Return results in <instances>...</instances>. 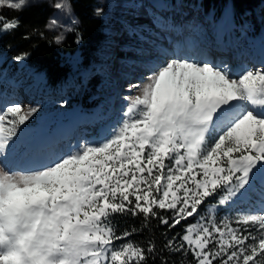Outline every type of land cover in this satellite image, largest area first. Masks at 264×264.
Masks as SVG:
<instances>
[{
    "label": "snow or ice",
    "instance_id": "6c2138e0",
    "mask_svg": "<svg viewBox=\"0 0 264 264\" xmlns=\"http://www.w3.org/2000/svg\"><path fill=\"white\" fill-rule=\"evenodd\" d=\"M162 55L128 85L135 92L122 97L119 118L75 144L28 127L38 107L0 111V264L154 261L156 244L127 240L137 229L118 235L114 214H142L140 230L158 221L174 233L163 234L164 249L194 264H264V61L233 69L195 53ZM257 184L258 206L233 214Z\"/></svg>",
    "mask_w": 264,
    "mask_h": 264
},
{
    "label": "trees",
    "instance_id": "16d2710c",
    "mask_svg": "<svg viewBox=\"0 0 264 264\" xmlns=\"http://www.w3.org/2000/svg\"><path fill=\"white\" fill-rule=\"evenodd\" d=\"M154 1L167 5L173 0ZM180 1L198 4L206 12H220L229 6L233 16L239 18L241 24L247 21L255 27L259 18L257 12H264V0ZM67 3L74 22L62 39L58 38L57 30L49 24L55 11L49 0H35L19 10L10 7L0 9V26L3 22L18 21V27L14 30H0V65L6 66L11 61L14 67L27 70L33 79L30 85L8 86L3 96H21V91L25 93L31 86H34L37 92L78 89L81 91L80 95L71 98L73 117L69 119L52 113L49 125L52 130L57 131L62 123L74 121L80 130H85L87 135L91 136L99 133L102 127L112 121L109 115L112 110L107 108L105 101L108 97L105 89L114 82L110 79L111 74L95 66L102 63V54L109 48V23L104 5L99 0H68ZM97 9L102 10L99 16L95 14ZM259 32L253 30L252 34L257 35ZM77 37L81 41L79 44L76 43ZM21 54H26L27 58L24 61H16L15 57ZM67 97L69 98L68 93L62 100ZM101 116L104 119H100ZM80 134L84 135L83 132ZM111 218L117 233L137 229L128 239L141 246H147L149 241L156 244L155 260L150 259L148 264H160L161 260H166L168 264H194L190 253L185 255L164 249L163 234L171 236L174 233L168 232L166 226L159 225L158 221L151 220L147 229L140 230L142 214H114ZM188 222L192 223L194 219L190 218ZM176 231L182 232L180 227Z\"/></svg>",
    "mask_w": 264,
    "mask_h": 264
},
{
    "label": "rangeland",
    "instance_id": "374dc122",
    "mask_svg": "<svg viewBox=\"0 0 264 264\" xmlns=\"http://www.w3.org/2000/svg\"><path fill=\"white\" fill-rule=\"evenodd\" d=\"M32 1L34 0H27L26 4ZM49 1L55 7L50 25L55 26L58 38L62 39L64 33L71 29L72 15L67 8L66 0ZM101 1L104 3L109 29L112 32V48L108 53L106 68L114 78V83L107 88V90L115 92L116 96L114 121L119 118L121 108L127 103L122 97L135 92V89L133 93L128 92V85L142 80L150 66V61L163 62L166 59L162 55L165 50L168 54L174 52L195 53L198 58L217 63L227 62L233 69L241 65L256 68L264 61V13L261 11L258 12L260 18L257 19V27H255L247 21L241 24L240 19L233 17L229 7L220 13L219 11L208 13L199 6H183V8L169 13L165 10L155 11L153 3L149 0ZM57 4H60L61 7H56ZM3 7L8 6H0V9ZM251 30L260 32L254 35L251 34ZM140 49L148 50L150 55H137ZM32 80L26 70L15 69L11 64L1 67L0 111L5 106L14 103H19L25 108L38 107L39 111L27 122V126L30 128H34L36 125L42 128L46 127L45 132L50 134V132L48 133L49 117L52 113L68 117L72 107L71 96L63 101L48 100L38 97L34 86H31L27 93H23L22 98L1 96L5 94L12 81L15 84L29 85ZM72 94L78 95L77 92ZM3 99H6L7 102H4ZM67 125L71 126L72 123L68 122ZM62 128H67L66 124ZM70 128L65 130L68 137L74 136L77 131L72 132ZM51 132L55 134V131ZM76 141L73 139V144ZM17 160H20L19 156ZM261 192V186L257 184L256 190L250 194L249 199L232 209V213L235 214L239 210L258 206ZM226 212V209H220L217 219L219 220ZM117 234L119 235V233ZM254 234L259 235L255 231ZM127 240L130 239L127 238ZM125 242V240H119L115 241V244L120 245ZM246 243H252V241Z\"/></svg>",
    "mask_w": 264,
    "mask_h": 264
},
{
    "label": "bare ground",
    "instance_id": "6f19581e",
    "mask_svg": "<svg viewBox=\"0 0 264 264\" xmlns=\"http://www.w3.org/2000/svg\"><path fill=\"white\" fill-rule=\"evenodd\" d=\"M35 1V0H34ZM27 7V6H26ZM68 8V7H67ZM23 9V8H22ZM66 12H67V10H66ZM50 24V23H49ZM51 26V25H50ZM55 27V26H54ZM63 27V26H62ZM66 31V30H65ZM37 68V67H36ZM104 70V69H103ZM109 74V73H108ZM111 79V78H110ZM117 83V82H116ZM81 84V83H80ZM94 84V83H93Z\"/></svg>",
    "mask_w": 264,
    "mask_h": 264
}]
</instances>
